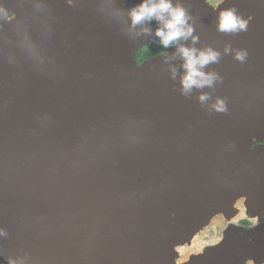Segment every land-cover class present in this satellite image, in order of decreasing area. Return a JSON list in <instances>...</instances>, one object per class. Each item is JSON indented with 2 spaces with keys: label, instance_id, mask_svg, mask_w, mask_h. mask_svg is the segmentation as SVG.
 <instances>
[{
  "label": "water",
  "instance_id": "1",
  "mask_svg": "<svg viewBox=\"0 0 264 264\" xmlns=\"http://www.w3.org/2000/svg\"><path fill=\"white\" fill-rule=\"evenodd\" d=\"M141 3L0 0V264H178L240 200L264 236V0H172L192 35L138 63ZM180 46L218 53L210 85ZM227 233L181 264H245Z\"/></svg>",
  "mask_w": 264,
  "mask_h": 264
},
{
  "label": "clouds",
  "instance_id": "2",
  "mask_svg": "<svg viewBox=\"0 0 264 264\" xmlns=\"http://www.w3.org/2000/svg\"><path fill=\"white\" fill-rule=\"evenodd\" d=\"M212 2L215 4L219 0H212ZM129 15L133 26L155 19L161 26L156 35L161 38L164 48L187 39L193 32L192 27L187 23L189 16L186 9L180 5L173 6L172 0H143V3L134 7ZM221 15L223 29H234L238 23L239 27H245V24L239 22L232 11L224 12ZM195 39L196 37H193V41ZM178 52L185 61L183 67L186 74L182 81L185 91L190 90L193 86L203 87L212 83L215 75L206 74L202 69L209 62L216 61L218 53L211 49L198 52L195 48L184 46L178 47ZM238 58L242 59V54L238 53ZM203 99L205 97L202 96L201 100Z\"/></svg>",
  "mask_w": 264,
  "mask_h": 264
},
{
  "label": "rangeland",
  "instance_id": "3",
  "mask_svg": "<svg viewBox=\"0 0 264 264\" xmlns=\"http://www.w3.org/2000/svg\"><path fill=\"white\" fill-rule=\"evenodd\" d=\"M222 1L223 0H219L218 3L214 4L212 0H210L213 5H217ZM236 207L239 209V214L233 220L229 221L224 216L218 215L213 218L211 223L206 228L197 234L191 244H186L179 247V259L177 260L178 264H181L182 262L189 259L191 254L203 252L206 247L219 243L223 239V235L225 234V231L230 223L236 225L241 218H244L245 208L243 205V200L238 201ZM258 219L259 218L256 217L254 220H252V227L258 226L260 224ZM262 223L264 224V221Z\"/></svg>",
  "mask_w": 264,
  "mask_h": 264
},
{
  "label": "flooded vegetation",
  "instance_id": "4",
  "mask_svg": "<svg viewBox=\"0 0 264 264\" xmlns=\"http://www.w3.org/2000/svg\"><path fill=\"white\" fill-rule=\"evenodd\" d=\"M254 219L255 218H252V216L247 214L245 211L244 218H241L236 225L230 223V225L225 231V234L228 231L227 234L230 239L243 241L245 242L246 246L249 244L247 242H250V244L252 243L253 248L251 249L247 248V254H246L247 259L245 264H264L263 243L259 246L260 244L259 242L264 240V236H262V232H261L262 230H259L254 235L248 234V231L251 228H253L252 220Z\"/></svg>",
  "mask_w": 264,
  "mask_h": 264
},
{
  "label": "trees",
  "instance_id": "5",
  "mask_svg": "<svg viewBox=\"0 0 264 264\" xmlns=\"http://www.w3.org/2000/svg\"><path fill=\"white\" fill-rule=\"evenodd\" d=\"M155 24H157V21H155L151 26H154ZM166 49L167 48H164L161 43V38L156 35L149 44H147L145 47H143L142 50L137 52L136 59L138 63H141L146 59L161 54Z\"/></svg>",
  "mask_w": 264,
  "mask_h": 264
}]
</instances>
